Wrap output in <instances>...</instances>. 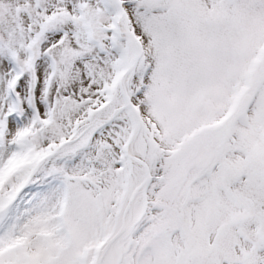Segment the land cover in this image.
I'll return each mask as SVG.
<instances>
[{
	"label": "snow or ice",
	"instance_id": "1",
	"mask_svg": "<svg viewBox=\"0 0 264 264\" xmlns=\"http://www.w3.org/2000/svg\"><path fill=\"white\" fill-rule=\"evenodd\" d=\"M0 264H264V0H0Z\"/></svg>",
	"mask_w": 264,
	"mask_h": 264
}]
</instances>
